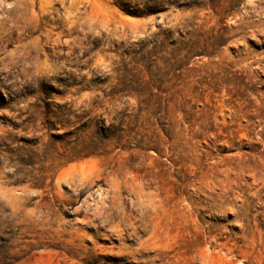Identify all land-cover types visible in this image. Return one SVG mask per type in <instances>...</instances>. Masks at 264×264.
<instances>
[{"label":"rangeland","instance_id":"obj_1","mask_svg":"<svg viewBox=\"0 0 264 264\" xmlns=\"http://www.w3.org/2000/svg\"><path fill=\"white\" fill-rule=\"evenodd\" d=\"M0 264H264V0H0Z\"/></svg>","mask_w":264,"mask_h":264}]
</instances>
